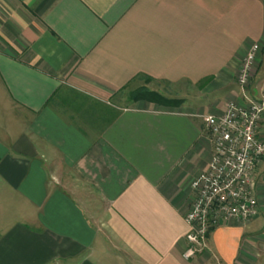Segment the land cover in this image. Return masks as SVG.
Listing matches in <instances>:
<instances>
[{
    "label": "crops",
    "instance_id": "1",
    "mask_svg": "<svg viewBox=\"0 0 264 264\" xmlns=\"http://www.w3.org/2000/svg\"><path fill=\"white\" fill-rule=\"evenodd\" d=\"M263 78L264 0H0V264H264V158L259 215L181 255L212 154L206 116ZM141 87L167 104L136 99Z\"/></svg>",
    "mask_w": 264,
    "mask_h": 264
},
{
    "label": "built area",
    "instance_id": "2",
    "mask_svg": "<svg viewBox=\"0 0 264 264\" xmlns=\"http://www.w3.org/2000/svg\"><path fill=\"white\" fill-rule=\"evenodd\" d=\"M259 51L260 45L254 43L240 63L236 79L242 90L251 82ZM263 114L264 78L257 96L242 104L228 101L221 113L206 116L212 154L205 172L191 181L183 259L209 252L207 234L212 228L230 222L247 224L259 215L256 180L264 158ZM209 264L224 263L214 256Z\"/></svg>",
    "mask_w": 264,
    "mask_h": 264
},
{
    "label": "rangeland",
    "instance_id": "3",
    "mask_svg": "<svg viewBox=\"0 0 264 264\" xmlns=\"http://www.w3.org/2000/svg\"><path fill=\"white\" fill-rule=\"evenodd\" d=\"M143 83V82H142ZM163 83L162 82H149L148 86L151 89H158L161 92H163L164 94H166L167 96H173V95H178V96H184V95H188L190 96L191 94H196L198 93V89L186 84V83H178L175 85H167L165 86V89L162 90L163 88H161ZM135 86L131 84V87ZM125 102V101H122ZM260 210V209H259ZM258 220H260L261 222L264 223V218L262 216H259Z\"/></svg>",
    "mask_w": 264,
    "mask_h": 264
},
{
    "label": "trees",
    "instance_id": "4",
    "mask_svg": "<svg viewBox=\"0 0 264 264\" xmlns=\"http://www.w3.org/2000/svg\"><path fill=\"white\" fill-rule=\"evenodd\" d=\"M134 97L136 99L144 98L157 103L167 104V98L161 96L158 92L150 90L146 87H141L134 91ZM179 102V101H178Z\"/></svg>",
    "mask_w": 264,
    "mask_h": 264
}]
</instances>
